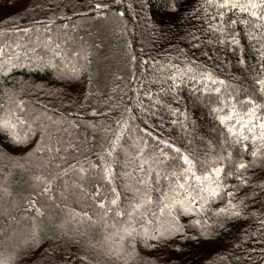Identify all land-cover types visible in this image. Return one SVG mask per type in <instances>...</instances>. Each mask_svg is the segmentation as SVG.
<instances>
[{"label":"snow or ice","instance_id":"1","mask_svg":"<svg viewBox=\"0 0 264 264\" xmlns=\"http://www.w3.org/2000/svg\"><path fill=\"white\" fill-rule=\"evenodd\" d=\"M95 7L99 10L108 6L98 3ZM177 7L173 0L172 10ZM201 10L199 18L208 44L230 45L236 50L241 43L240 26L249 41L259 44L255 49L258 64L251 70L250 83L239 88L206 65L185 57L180 64H160L159 93L145 91L144 96L151 103L148 108L142 103L137 107L155 115L151 109L163 106L160 93H170L178 101L176 94L185 81L200 85L194 89L197 93H215L216 98L209 104L218 136L215 141H203L206 147L202 152L182 150L150 131L146 120V127L136 128L143 136L126 135L132 130L130 120L137 117L124 113L115 120V127L87 122L85 127L93 133L99 129V138H71L69 129L80 127L76 119L69 118L72 113L54 118L47 111L33 108L14 90H4L0 101V160L21 169L25 164L31 165L35 169L33 183L57 208L62 205L66 216L61 223L51 217L46 223L43 207L29 199L25 212L28 223L24 231H13L5 237L13 243L0 250V264H27L42 243L45 227L67 236L69 223L77 226L74 232L83 238L86 252L93 253L78 257L87 264H154L145 258L143 249L170 247L177 238L211 239L218 235V230H226L228 224L238 220H253L259 234L264 235V210L252 207L264 192V179L254 180L250 174L252 169L264 173V0H202L196 12ZM51 23L50 20L44 26V39L37 36L34 41L22 42L32 29L17 27L15 31L22 34L19 38L0 43V78L6 80L18 68L31 70L35 66L51 70L59 79H79L85 67L79 61L87 62L88 57L83 48L69 50L65 46L67 41L58 32L52 33ZM193 39L200 37L193 35ZM30 44L35 46L29 47ZM37 48L45 49L46 56L39 55ZM238 63L247 67L243 55ZM168 109L173 116L183 117L173 119L172 124H180L187 131V111L171 105ZM131 111L125 109V113ZM91 115L104 114L94 109ZM144 137L163 147L148 151V139ZM188 144L192 141L188 140ZM8 148H23L24 154L13 156ZM164 149L174 155L169 156ZM58 182L63 189L59 193L60 203L51 195ZM242 190L245 191L240 195ZM0 194L11 195L2 183ZM69 195L76 196L79 210L68 203ZM260 208L264 209V203ZM85 225V231H80V226ZM89 229H98L100 238H94ZM190 231L194 234L190 235ZM254 235L245 231L244 239Z\"/></svg>","mask_w":264,"mask_h":264},{"label":"trees","instance_id":"2","mask_svg":"<svg viewBox=\"0 0 264 264\" xmlns=\"http://www.w3.org/2000/svg\"><path fill=\"white\" fill-rule=\"evenodd\" d=\"M27 1L0 0V18H5L0 20V32L4 33L0 36V43L19 38L22 34L15 31L17 27L32 29L22 42L34 41L37 36L44 39L46 33L43 20L49 22L58 17L56 20L61 19L62 22L58 24L56 32L60 36L65 35L67 39L73 38L75 42L70 43L72 45L67 42L65 46L69 50L83 48L88 61H79L85 67L77 80L59 79L51 70H39L35 69V66L31 70L18 68L6 80L0 78V101L3 99L4 90L12 89L33 108L38 111H47L54 118H59L58 112L68 109L80 124L78 129H69L72 132L71 138L82 140L85 135H88L89 139L92 135L99 138L102 135L99 129L93 133L91 129L85 127V124L95 122V118L100 117L101 120L108 119L106 124H100V126L115 127L113 119L117 120L124 113L128 117H137L134 121L130 120L132 130L126 135H131L133 138L143 136V133L138 132L136 128L137 126L146 127L144 123L146 120L147 127L154 134L169 140L182 150L202 152L206 147L203 141H215L218 136L217 123L210 115L209 104L210 100L216 98L215 93H197L194 89L200 85L185 81L176 94L179 97L178 101L170 93H160L163 106L151 109L155 115L142 112L137 107L141 103L143 107H149L151 101L144 96L145 91L159 93L162 86L160 82L162 74L158 71L160 64H167L169 61L180 64L184 62L185 57L195 59L212 69L221 79L239 88L250 83L251 70L258 64L255 49L259 47V44L256 41H249L244 35L243 26L238 28L241 33L240 47L234 51L230 45H212L206 42L208 37L202 31L203 25L199 18L202 10L199 13L196 12L202 0H175L178 6L175 11L171 8L173 0H110L113 1L112 4L122 5L124 11L129 10L133 23L131 39L128 37V31L126 32L127 27L121 10L111 12L89 9L87 7L89 2L78 6L82 0H70L67 4L72 12L65 13L64 4L68 0H55L59 11L54 14L53 8L48 6L40 8L37 0ZM65 24L68 25L67 28L63 27ZM65 31L66 33H63ZM56 32L52 31L54 34ZM193 35L199 36L200 39H193ZM197 44L200 46L196 47ZM34 46L29 45V47ZM205 52L207 56L204 55ZM37 53L46 56L45 49L37 48ZM241 55L246 60L247 67H242L238 63ZM134 60H137L138 68L133 79L131 75L134 73L132 70ZM66 84L73 91V102L61 101L58 98ZM131 85L136 86L133 91ZM32 93H34L33 96ZM65 93L70 96L67 92ZM132 93L131 104L129 96ZM168 105L187 111V131L180 124H172L173 119H183V117L173 116ZM125 108L132 111L125 113L123 111ZM94 109L98 113H106L109 116L93 117L91 113ZM77 113L83 116L77 117L75 115ZM99 123L100 120H98ZM65 138L69 139V137ZM144 138L148 139V151H152L153 147H163L148 137ZM188 140L192 141L191 145L188 144ZM164 151L169 156L174 155L169 149ZM11 153L17 157L24 154ZM21 162L24 163V161ZM167 164L170 166L172 161L169 160ZM34 171L35 169H32L29 164H25V168L21 169L13 167L7 160H0V183L11 193L9 196L0 194V250L5 244L13 243L11 240L6 241V236H10L13 231H24L28 223L25 212L29 199H35L38 205L43 207L46 223L49 217L56 223H61L65 219L66 212L63 206L57 208L48 199V195L43 194L41 189L33 183L31 176ZM250 174L253 175L254 180L256 177L264 179V173L259 169H252ZM71 179L70 177L69 180ZM62 190V184L58 182L54 186V192L51 193L56 196L57 203H60L59 193ZM243 191L245 190H242L240 195H243ZM75 200V195L68 196V203L79 210L80 205L76 204ZM261 203H264V192L259 194L257 203L252 207L264 210L260 208ZM27 214L31 215V213ZM76 227L69 223L67 236L61 231L54 232L45 227L42 243L29 256L27 264H87L78 257L86 254L92 256L93 253L90 250L86 252L83 241L81 244L76 242L81 239L74 232ZM86 228L87 225L80 226V231H85ZM245 231L250 234L256 233V235L245 240ZM89 232L94 238H100L98 229H89ZM189 234L192 235L194 232L190 231ZM68 236L76 237V239L72 242ZM47 244L51 247L46 249ZM44 246L42 253L47 252L48 258L41 261L36 252ZM140 248L143 249V245H140ZM261 249H264V235L259 234L257 224L248 219L228 224L226 230H218V235L211 239L180 240L177 238L170 247L143 249V255L154 264H264V252Z\"/></svg>","mask_w":264,"mask_h":264},{"label":"rangeland","instance_id":"3","mask_svg":"<svg viewBox=\"0 0 264 264\" xmlns=\"http://www.w3.org/2000/svg\"><path fill=\"white\" fill-rule=\"evenodd\" d=\"M60 1H65V0H60ZM74 1H81V0H74ZM24 2H28L27 0H24ZM87 2H89V5L87 6L89 9H96V7H95V5L96 4H102V5H107L108 7H106V8H101L102 10H110L111 12H113V11H119V10H121L122 11V16H123V18H124V20H125V23H126V27H127V29H126V32L128 31V33L127 34H129L128 35V37L131 39V35H132V33H133V31H132V25H133V23H132V16H131V14L129 13V10L128 9H125V11L123 10V8H122V5H120V6H118L119 4H112V2L113 1H110V0H93V1H90V0H82V3L81 4H79L78 6H82V5H84V3H87ZM40 3V4H39ZM67 3H70V0H68V1H66V3L64 4V11H65V13H68V12H72L71 11V8L69 7V5L67 4ZM37 4H38V6L41 8V7H44V6H48V7H50V8H53L54 10H55V13L54 14H56L59 10H58V4H57V2L55 1V0H53V1H49V0H37ZM71 6H72V4H71ZM86 7V8H87ZM40 8H39V10H40ZM89 9H87V10H89ZM87 10H85V12H87ZM126 12H128V14L126 13ZM3 15V17H4V14H2ZM55 16H57V15H55ZM44 18V17H43ZM58 17H56V18H53V19H51V21H53V23H51L52 24V26H50L51 27V30L53 31V32H56V30L58 29V24H60L61 22H62V20L60 19L59 21H57L56 19H57ZM3 19H5V18H0V20H3ZM64 19V18H63ZM59 22V23H58ZM43 24H44V26L46 25V24H48V20H43ZM57 33V32H56ZM63 33H66V31L65 32H63ZM61 37L63 38V39H66L67 40V42L70 44V43H75L74 42V39L73 38H71V37H69V39H67L66 38V36L64 35H61ZM69 40H71V41H69ZM70 45H72V44H70ZM72 47V46H71ZM137 68H138V65H137V60H134V62H133V66H132V70H134V73L131 75V77L134 79L135 78V71L137 70ZM63 80H65V79H63ZM62 83H64L63 81H61ZM132 86V85H131ZM136 86H132V91H133V88H135ZM65 92H67L70 96H67V94L65 93ZM33 94L34 93H32V96H33ZM72 95H73V91H72V89H71V87L68 85V84H66V86L62 89V91L60 92V94H59V96H58V98H60L61 99V101H69V102H73L74 101V97H72ZM132 95H133V93L129 96V100H130V103L132 104ZM125 102H127V100H124ZM127 106V105H126ZM65 108H67V107H65ZM129 108V107H128ZM125 109H127V108H125ZM125 109L123 110V111H125ZM60 115L62 114V113H64V114H67V113H69V111H68V109H67V111H62V112H58ZM60 115H59V117H60ZM79 116H83V115H79ZM99 116H101V117H107V116H109L108 114H106V113H104V115H99ZM69 118H71V119H76L75 118V116H72V117H69ZM118 119H120V118H118ZM98 120H100V123H99V125L100 124H102V125H104V124H106V120H108V119H102L101 120V118L100 117H96L95 118V122H93V123H98ZM114 121H115V118L113 119V123H114ZM7 151L12 155V153L11 152H13V153H15V154H23L24 153V149L23 148H8L7 149ZM69 237V236H68ZM70 238V241H72V242H74V239H76V237H69ZM81 238V237H80ZM79 238V239H80ZM81 240V243H82V241H83V238H81L80 239ZM80 243V244H81ZM76 245V244H75ZM74 245V246H75ZM51 246H49V244H47L46 245V249L47 248H50ZM43 249H45V246L44 247H42V249L41 250H39V251H37L36 252V254L38 255V258H40L41 259V261H44V260H46L48 257L46 256L47 255V252H43L42 253V250Z\"/></svg>","mask_w":264,"mask_h":264}]
</instances>
